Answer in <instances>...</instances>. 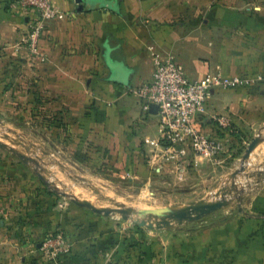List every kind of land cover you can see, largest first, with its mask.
<instances>
[{
	"label": "crops",
	"instance_id": "0c3cea01",
	"mask_svg": "<svg viewBox=\"0 0 264 264\" xmlns=\"http://www.w3.org/2000/svg\"><path fill=\"white\" fill-rule=\"evenodd\" d=\"M49 1L67 16L44 28L45 61L13 47L27 21L19 0H0V45L19 57L23 73L33 71L35 82L69 108L72 127L120 172L153 165L158 150L155 110L143 112L132 92L151 79L156 54H172L189 79L209 72L238 75L221 70L233 61L228 48L232 51L235 34L241 44L255 47L254 55L264 56V0ZM230 90L212 94L208 115ZM209 121L201 127L215 136ZM4 163L10 168V160H0V168ZM3 199L0 194V264H250L249 241L234 222L151 229L78 205L57 212L13 199L14 207L6 209ZM57 229L70 249L58 258L44 256L39 242ZM257 264H264V234Z\"/></svg>",
	"mask_w": 264,
	"mask_h": 264
},
{
	"label": "rangeland",
	"instance_id": "374dc122",
	"mask_svg": "<svg viewBox=\"0 0 264 264\" xmlns=\"http://www.w3.org/2000/svg\"><path fill=\"white\" fill-rule=\"evenodd\" d=\"M233 39L232 51L228 48L233 61L228 64V70H221L228 74L250 72L251 76L262 75L263 79L220 95L212 106L208 124L223 142V151L214 157L191 161L184 168L155 161L153 165L136 168L133 173L120 172L103 161L101 152L91 149L72 127L69 108L56 101L48 87L41 88L35 82L37 75L33 71L23 73L19 69V57L9 56L8 46L1 44L0 141L7 147H0V160H10V168L5 163L0 168V194L5 198L2 204L9 209L14 207L11 200L18 199L22 206L31 204L37 210L45 207L58 212L65 206L76 205L71 200L75 196L99 207L122 205L136 211L171 210L203 201H224V206L200 219L181 224L173 221L168 228L240 224L243 240L249 241L250 264H257L258 241L264 234V101H261L264 56L254 55L255 47L241 44L237 34ZM218 118H224L227 125L222 126ZM256 136L262 137V141L241 163L248 144ZM8 148L33 161L23 162ZM109 216L140 227L119 213ZM130 218L140 220L146 216L135 213ZM151 221L158 223L159 218L152 216Z\"/></svg>",
	"mask_w": 264,
	"mask_h": 264
},
{
	"label": "built area",
	"instance_id": "2783aa9c",
	"mask_svg": "<svg viewBox=\"0 0 264 264\" xmlns=\"http://www.w3.org/2000/svg\"><path fill=\"white\" fill-rule=\"evenodd\" d=\"M27 13L25 31L14 44L17 52L25 51L31 59L45 61L40 42L47 22L64 19L67 14L49 0H19ZM263 79L262 75H225L209 72L197 79H189L172 54H156L151 79L132 92L139 98L143 112L155 110L160 127L158 150L154 162L184 168L198 157H214L224 149L223 142L204 131L201 123L211 119L208 102L219 89L244 88ZM226 126L224 118H218ZM1 215V209H0ZM40 252L50 258L66 254L70 245L62 230L44 236L39 242Z\"/></svg>",
	"mask_w": 264,
	"mask_h": 264
},
{
	"label": "water",
	"instance_id": "95a60500",
	"mask_svg": "<svg viewBox=\"0 0 264 264\" xmlns=\"http://www.w3.org/2000/svg\"><path fill=\"white\" fill-rule=\"evenodd\" d=\"M80 8L81 6L79 7V9ZM262 139V137L256 136L251 140L243 154L241 163H243V161H245L250 156L251 152L262 141ZM0 147L6 148L7 145L0 141ZM8 149L9 151L16 154L23 162L33 161V158L28 157L20 152H17L14 148ZM235 173L236 172H234L232 176H234ZM39 177L45 182V184L49 185V182L44 179L43 175L39 174ZM220 193L225 194L224 191H221ZM63 195H65V193H63ZM71 200L72 202H74V204L88 208L93 212L103 214L105 216L114 213H119L123 219H130L136 222L140 227L146 226L148 228L157 229L168 228L173 221H176L181 224L184 221H193L196 219H200L204 215L221 208L222 206H224L225 203L224 201H203L195 205L182 206L171 210L139 209L135 211L132 207H123L122 205H117V207H99L88 199H79L75 196H72ZM134 213L138 215H145L146 218H142L140 220L131 219L130 216ZM152 216L159 218V222L153 223L151 221Z\"/></svg>",
	"mask_w": 264,
	"mask_h": 264
},
{
	"label": "trees",
	"instance_id": "16d2710c",
	"mask_svg": "<svg viewBox=\"0 0 264 264\" xmlns=\"http://www.w3.org/2000/svg\"><path fill=\"white\" fill-rule=\"evenodd\" d=\"M58 230V229H57ZM56 231V230H55Z\"/></svg>",
	"mask_w": 264,
	"mask_h": 264
},
{
	"label": "bare ground",
	"instance_id": "6f19581e",
	"mask_svg": "<svg viewBox=\"0 0 264 264\" xmlns=\"http://www.w3.org/2000/svg\"><path fill=\"white\" fill-rule=\"evenodd\" d=\"M135 214V213H134Z\"/></svg>",
	"mask_w": 264,
	"mask_h": 264
}]
</instances>
